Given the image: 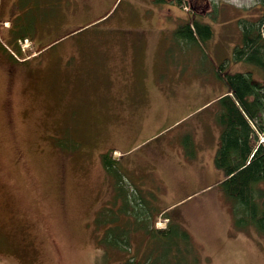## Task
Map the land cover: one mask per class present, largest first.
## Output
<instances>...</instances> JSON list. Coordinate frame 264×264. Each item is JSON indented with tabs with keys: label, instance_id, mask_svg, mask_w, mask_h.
<instances>
[{
	"label": "rangeland",
	"instance_id": "rangeland-1",
	"mask_svg": "<svg viewBox=\"0 0 264 264\" xmlns=\"http://www.w3.org/2000/svg\"><path fill=\"white\" fill-rule=\"evenodd\" d=\"M178 2L0 0V264H264L217 185L178 200L201 115L168 110L216 57L262 77L232 57L256 0ZM193 19L208 39L175 32Z\"/></svg>",
	"mask_w": 264,
	"mask_h": 264
},
{
	"label": "trees",
	"instance_id": "trees-1",
	"mask_svg": "<svg viewBox=\"0 0 264 264\" xmlns=\"http://www.w3.org/2000/svg\"><path fill=\"white\" fill-rule=\"evenodd\" d=\"M256 4L255 15L238 19L241 41L233 47L232 57L256 65L262 70V77L254 78L250 71L230 72L222 60L216 65L227 93L217 101L222 129L214 163L224 174L218 188L229 199L238 228L252 226L264 234V0H256ZM175 32L185 39H195L196 34L200 41L212 33L207 23L197 19L179 25ZM101 160L118 181L117 161L110 152L103 153ZM117 187L119 192L125 191L119 184ZM181 233L187 236L184 230Z\"/></svg>",
	"mask_w": 264,
	"mask_h": 264
},
{
	"label": "crops",
	"instance_id": "crops-1",
	"mask_svg": "<svg viewBox=\"0 0 264 264\" xmlns=\"http://www.w3.org/2000/svg\"><path fill=\"white\" fill-rule=\"evenodd\" d=\"M216 60L215 63L218 64L222 58L216 57ZM213 69L215 70V73L213 76L211 74L209 79H204L203 77L198 78L197 76L195 78L197 81L203 82L207 89L204 90L202 94L193 96L188 101L177 100L169 102L170 106L168 107V110L171 109L170 113L175 112L170 119H176L175 121H178L187 116L189 118L193 115H201V119L194 120V125L188 127L192 130L193 141L196 145L195 152L198 153L196 156L190 158L183 156V150L180 149L178 152V156L181 158L180 160H182L184 165L188 166L192 171L187 180L184 181V186L187 189L181 193L178 200L182 199L185 194H188V191H197L203 187L214 184L216 185L224 177L223 172L215 166L214 158L220 145V134L222 129L218 121V114L221 108L217 101L222 95L227 93V88L223 81L218 77L215 66ZM186 104L189 105L186 106ZM178 109H181L182 111H177ZM214 117L216 119H214ZM174 134L176 135L177 140H179L178 133ZM171 137L174 138V135ZM176 143H178V141H176ZM185 145L187 146V144ZM204 155L207 156V159L209 160L208 162L204 159Z\"/></svg>",
	"mask_w": 264,
	"mask_h": 264
},
{
	"label": "flooded vegetation",
	"instance_id": "flooded-vegetation-1",
	"mask_svg": "<svg viewBox=\"0 0 264 264\" xmlns=\"http://www.w3.org/2000/svg\"><path fill=\"white\" fill-rule=\"evenodd\" d=\"M121 197V196H120Z\"/></svg>",
	"mask_w": 264,
	"mask_h": 264
}]
</instances>
